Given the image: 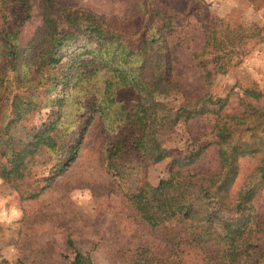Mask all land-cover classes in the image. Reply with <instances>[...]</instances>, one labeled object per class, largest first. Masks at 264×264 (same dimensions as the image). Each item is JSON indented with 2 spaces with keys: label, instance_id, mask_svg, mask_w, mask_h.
Listing matches in <instances>:
<instances>
[{
  "label": "trees",
  "instance_id": "trees-1",
  "mask_svg": "<svg viewBox=\"0 0 264 264\" xmlns=\"http://www.w3.org/2000/svg\"><path fill=\"white\" fill-rule=\"evenodd\" d=\"M35 1L0 0L6 25L0 32V179L21 200H36L75 163L93 121H101L105 134L124 127L126 137L104 149L106 172L137 221L166 247L160 255L139 247L128 255L129 264H189L187 251L206 264H264V221L253 203L264 188V103L255 84L223 98L210 92L239 62L243 38L259 31L240 25L220 33L223 22H209L201 48L192 53L207 91L170 106L158 96L178 89L172 80L176 46L169 40L177 17L162 12L157 0H122L126 19H148L132 40L89 9L39 0V22L23 43L21 28ZM128 88L139 98L126 104L117 94ZM232 98L236 111L227 112ZM47 108L56 110L55 117L35 126L33 116ZM196 119L211 121L210 142L174 160L178 169L157 186L132 180L168 157L155 136ZM210 147L216 148L217 173L183 169ZM241 160L256 164L233 196ZM66 245L70 264H94L91 252L78 250L70 237Z\"/></svg>",
  "mask_w": 264,
  "mask_h": 264
},
{
  "label": "rangeland",
  "instance_id": "rangeland-1",
  "mask_svg": "<svg viewBox=\"0 0 264 264\" xmlns=\"http://www.w3.org/2000/svg\"><path fill=\"white\" fill-rule=\"evenodd\" d=\"M60 4H76L102 16L114 31L132 36L141 32L148 19L129 21L124 16L122 0H58ZM39 0L30 9V18L21 28L22 42L30 40L38 24ZM162 12L175 15V30L169 40L176 46L173 53L172 80L177 91L158 96L170 106H178L184 97L203 95L207 88L192 60V53L202 46V29L209 22L221 20L218 31L227 27L251 26L252 33L260 36L243 38L239 61L224 76L216 79L210 92L222 98L230 93L256 85L264 103V0H157ZM11 22V21H10ZM0 15V32L5 28ZM137 44L135 41H131ZM117 98L129 104L139 98L132 88L122 89ZM237 101L232 98L227 112L236 111ZM74 106L67 108L66 119L71 118ZM56 110L47 108L33 116L35 126L41 127L55 117ZM209 119H196L178 123L172 132L154 137V141L167 151L168 157L141 171L133 177L138 184L147 181L157 186L177 170L174 160L185 157L195 147L212 139L208 135ZM128 129L105 134L100 120H95L84 135L82 147L75 163L51 188L33 201H23L18 193L0 179V261L8 264H70L71 252L67 238L75 247L91 252L94 264H129L128 255L139 247L164 254L162 241L139 223L117 185L106 172L104 149L109 141L126 137ZM254 160H241L240 172L231 187L234 196L245 178L255 167ZM191 172L217 173L219 162L215 147H210L198 161L183 168ZM33 179L30 180L32 182ZM129 185L123 183L126 190ZM254 207L264 221V188L254 199ZM189 264H206L199 254L187 251L184 256ZM214 264H223L221 261Z\"/></svg>",
  "mask_w": 264,
  "mask_h": 264
}]
</instances>
